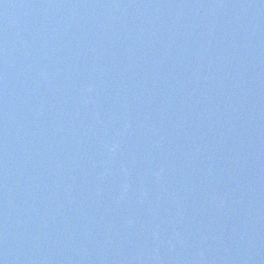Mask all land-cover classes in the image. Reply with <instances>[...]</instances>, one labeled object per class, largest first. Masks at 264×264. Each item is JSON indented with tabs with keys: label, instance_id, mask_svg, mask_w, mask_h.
Returning a JSON list of instances; mask_svg holds the SVG:
<instances>
[{
	"label": "water",
	"instance_id": "1",
	"mask_svg": "<svg viewBox=\"0 0 264 264\" xmlns=\"http://www.w3.org/2000/svg\"><path fill=\"white\" fill-rule=\"evenodd\" d=\"M264 87V0H0V262L126 264Z\"/></svg>",
	"mask_w": 264,
	"mask_h": 264
},
{
	"label": "snow or ice",
	"instance_id": "2",
	"mask_svg": "<svg viewBox=\"0 0 264 264\" xmlns=\"http://www.w3.org/2000/svg\"><path fill=\"white\" fill-rule=\"evenodd\" d=\"M0 264H2V262H0Z\"/></svg>",
	"mask_w": 264,
	"mask_h": 264
}]
</instances>
